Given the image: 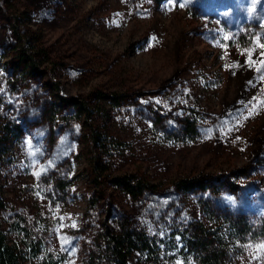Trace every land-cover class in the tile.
Instances as JSON below:
<instances>
[{
    "label": "rangeland",
    "instance_id": "374dc122",
    "mask_svg": "<svg viewBox=\"0 0 264 264\" xmlns=\"http://www.w3.org/2000/svg\"><path fill=\"white\" fill-rule=\"evenodd\" d=\"M72 100L91 118L73 119ZM189 118L197 137L175 142ZM6 124L21 132L0 143V226L37 242L26 264H87L126 220L161 247L130 264H201L181 234L217 231L223 210L256 225L226 264H264V0H0ZM132 175L156 192L133 200L110 183Z\"/></svg>",
    "mask_w": 264,
    "mask_h": 264
},
{
    "label": "trees",
    "instance_id": "16d2710c",
    "mask_svg": "<svg viewBox=\"0 0 264 264\" xmlns=\"http://www.w3.org/2000/svg\"><path fill=\"white\" fill-rule=\"evenodd\" d=\"M157 4L163 3L165 0H147ZM17 28V27H15ZM32 55H27L26 62L28 66L39 68L40 63L37 62L36 56H39L40 51L35 50ZM66 103V101H64ZM72 108L77 110V114L73 119L81 117L91 118V107L85 102L72 100L68 102ZM56 106L55 104L53 105ZM46 113L52 114L50 120L55 121L56 112L54 108ZM191 118L176 125L172 133L175 142H191L197 137V123ZM21 129L17 126L6 124L0 133V143H11L12 140H17L20 137ZM92 138L102 150L103 154L109 155L105 150L107 148V138L102 139V136L95 131L92 133ZM5 153V152H4ZM0 149V154H4ZM107 169H100V173H104ZM111 185L122 191L127 197L133 200H141L146 195L156 192V188L150 182L140 179L135 176H124L114 178L110 181ZM186 191H193L197 188L207 190L208 187L197 183V181H182L178 185ZM220 189V188H218ZM93 204V203H92ZM95 206V205H94ZM7 208L6 202L0 197V211ZM209 209V208H208ZM208 216L211 213L208 210ZM218 229L221 231H212L206 225H197L192 230L181 234V242L184 249L191 255L197 257L201 264H226L225 253L229 251V247L236 245L246 237L252 236L255 229V224L252 220L242 212L229 213L228 210L222 211V216L215 222ZM214 223V224H215ZM227 226V227H226ZM15 233L18 237L23 238V244L10 243L8 236L0 226V264H26L30 259L37 257L38 247L37 242L31 238V235L25 233L23 227L19 223L14 225ZM224 233H220L223 232ZM161 247L158 242H155L146 233L137 230L131 222L122 221L118 228H106L102 236V245L96 257L87 264H130L136 255H141L153 263H157L160 259ZM52 264V263H50Z\"/></svg>",
    "mask_w": 264,
    "mask_h": 264
}]
</instances>
